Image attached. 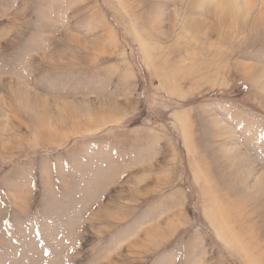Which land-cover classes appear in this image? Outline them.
Returning a JSON list of instances; mask_svg holds the SVG:
<instances>
[{"label":"rangeland","instance_id":"374dc122","mask_svg":"<svg viewBox=\"0 0 264 264\" xmlns=\"http://www.w3.org/2000/svg\"><path fill=\"white\" fill-rule=\"evenodd\" d=\"M0 264H264V0H0Z\"/></svg>","mask_w":264,"mask_h":264},{"label":"bare ground","instance_id":"6f19581e","mask_svg":"<svg viewBox=\"0 0 264 264\" xmlns=\"http://www.w3.org/2000/svg\"><path fill=\"white\" fill-rule=\"evenodd\" d=\"M216 14H214L213 15V17L215 16ZM226 15H228V13H226L225 15H222V16H220L221 17V20L220 21H224L225 19H227V16ZM211 17V16H210ZM218 18V17H217ZM213 19V18H212ZM226 21V20H225ZM227 22V21H226ZM252 77H253V75H252ZM259 78V77H258Z\"/></svg>","mask_w":264,"mask_h":264}]
</instances>
